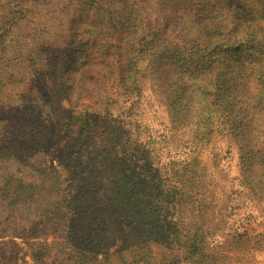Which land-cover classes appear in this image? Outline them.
<instances>
[{
	"label": "rangeland",
	"instance_id": "rangeland-1",
	"mask_svg": "<svg viewBox=\"0 0 264 264\" xmlns=\"http://www.w3.org/2000/svg\"><path fill=\"white\" fill-rule=\"evenodd\" d=\"M255 6L252 21L226 0H0L3 26L22 19L0 37L3 76L13 79L0 98L10 104L25 95L27 84L36 87L40 117L24 119L21 127L26 140L34 133L35 142L52 147L35 158L52 164L73 158L81 183L102 186L100 179L118 167L141 191L172 184L187 194L162 211L149 204L144 234L138 226L124 231L134 222L127 225L120 201L99 206L110 191L103 185V196L91 197L85 208L102 207L106 222L114 223L105 231L111 237L100 263L143 264L130 248L143 242L144 264H264V48L253 47L246 33L255 26L253 39L264 42V17ZM83 33L93 58L73 57L77 72L70 59L59 58L47 76L48 56L74 52ZM119 52L134 65L117 66ZM10 55L16 62L9 65ZM65 72L74 84L68 91L60 78ZM216 100L230 118L213 116L206 126ZM77 141L82 151L72 155ZM1 174L36 181L15 160L0 163ZM82 212L77 227L86 238L95 223ZM54 233L49 229L43 264H67ZM42 242L40 236L0 235V260L35 264L31 245Z\"/></svg>",
	"mask_w": 264,
	"mask_h": 264
},
{
	"label": "trees",
	"instance_id": "trees-1",
	"mask_svg": "<svg viewBox=\"0 0 264 264\" xmlns=\"http://www.w3.org/2000/svg\"><path fill=\"white\" fill-rule=\"evenodd\" d=\"M226 2L234 5L233 8L235 11L244 8L245 10L243 13L247 14L250 20L253 18V9L256 7L255 5H258L259 8L257 10L255 8L257 11L256 15L261 18L264 17L262 13L264 9V0H226ZM5 20H7V16L0 23V37L4 35L8 36V31L14 30L17 27V23L22 19L16 18L12 20L8 27L2 25ZM195 22L199 24L197 21ZM127 25L130 26V29L134 28L136 31L138 30L136 22L133 25L127 22ZM257 31L255 26L246 30L247 37L252 38L251 43H253V47L264 48L263 41L253 39L255 38L254 33ZM80 41L81 46L74 52L67 53L63 52L64 50H58L55 51L53 55L48 56L47 63L49 69L47 76H52L51 66L54 65L55 61L59 58L64 59L66 57L70 59L71 61H69L68 64H70L72 70L76 72L78 71V66H76L73 57L82 58V56H85L90 59L93 58L92 53H89L90 41L85 39V33L82 34V39ZM94 44L95 40H93V45ZM4 49H6V47H4ZM157 51H159V49ZM182 51L183 49L180 50V52L182 58H184ZM191 52L195 57H198V53L195 49H191ZM123 53L119 52L117 54V66L123 67L124 69L125 67L133 66L134 64H129L128 60L124 62ZM11 57L13 59H7L9 65L16 62V58L13 56ZM29 58L33 59V56ZM1 63L0 96L1 94L3 95L4 88L7 84L13 81L10 75L6 77L3 76L5 72H2L4 67H2ZM6 67H8V65H6ZM60 68L62 69V66ZM66 74L67 72L61 74L60 78L66 91H68L74 84L73 81L69 84L70 74L65 76ZM4 78H9V80L6 81ZM14 81L16 84L19 80ZM20 81L23 83L25 79L20 78ZM27 85L26 90L28 92L26 91L27 93L25 92V95H23L22 92L20 100L17 99L8 104L2 102L3 98H0V163L6 160H15L18 164L32 170L36 176V181L29 182L22 176L13 174L0 175V235L12 234L42 237L44 242L31 245L33 248L32 259L35 264H43L45 261L49 260V245L46 242L49 229L54 230V234H57V236L61 238L63 249L66 250L65 255L68 256L66 260L67 264H99L102 260H106L104 250L107 248V241L110 240L111 236L106 234L105 231H112L114 223L106 222L102 207L98 208V206H96L92 210L85 209L91 197L96 198V195L103 196L101 193L103 191V185L108 187L110 194L108 192V196L101 199L102 201L99 206L105 203V206L114 207L116 206L115 202L120 201L124 209L123 215L126 217V220L130 222L127 223V225L129 226L131 222H134V229L124 231L135 232V227L138 226L144 234L147 233L145 225H143V220L147 222L152 219V214L150 213V209H148L149 204H152V206L154 205L153 208L162 211L167 203L178 204L180 200L187 195L179 185L172 186V184H167L163 190H160L158 185H143V190L141 191L137 183L130 182L132 177H121V171L118 167L110 168L111 173L100 179L101 182L103 179L102 186L95 183H81L80 179L83 173L82 170L78 168L79 166L75 163L73 158L71 159L72 162L70 159H60L57 161V164H52L43 158L40 160L35 158L36 155L41 153L44 155L49 154L52 146L50 142L41 145L35 142L34 133L29 135L30 138L28 140L25 139V130L21 127L23 120L29 118L37 121L38 116L40 117L38 109H34V106L38 104L35 97L36 87L31 84ZM215 98L216 97H214V100ZM213 102L215 103V101ZM230 115L231 114L227 110H222L218 107L216 100L214 107L209 109L207 116L203 119L204 122H202L205 123L206 126L210 125L213 116L225 122V120L230 118ZM201 120L198 119L197 121L200 122ZM82 123L83 121L81 124ZM81 144L82 143L78 141L73 144L74 149L70 154L80 153L82 151ZM163 177L164 175L162 178ZM188 179L187 174L186 180L188 181ZM159 182L158 184H161L162 180ZM54 195H56V198L58 197L55 201L53 200ZM83 209L86 212V217L88 215L90 221L95 223L94 231H96L92 236L89 234L86 235V238L83 237L84 232L77 227L82 217ZM124 225L125 224H121L114 232L119 231V229L123 230ZM130 248L138 250L139 254H141L139 260H142L143 264L147 263V258L144 255L143 242L133 244ZM140 250H142V252ZM99 255H102L103 258L99 259ZM6 258V256H1L0 264L5 263ZM87 258L90 259L87 260ZM63 259H66V257H63ZM123 261L126 263L125 259H123Z\"/></svg>",
	"mask_w": 264,
	"mask_h": 264
}]
</instances>
